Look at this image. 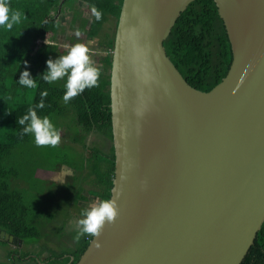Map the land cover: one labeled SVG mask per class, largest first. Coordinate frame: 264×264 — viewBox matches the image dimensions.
Listing matches in <instances>:
<instances>
[{
	"label": "water",
	"instance_id": "1",
	"mask_svg": "<svg viewBox=\"0 0 264 264\" xmlns=\"http://www.w3.org/2000/svg\"><path fill=\"white\" fill-rule=\"evenodd\" d=\"M194 1L122 2L110 70L119 215L76 264H242L262 228L264 0H213L232 62L209 92L164 47Z\"/></svg>",
	"mask_w": 264,
	"mask_h": 264
},
{
	"label": "trees",
	"instance_id": "2",
	"mask_svg": "<svg viewBox=\"0 0 264 264\" xmlns=\"http://www.w3.org/2000/svg\"><path fill=\"white\" fill-rule=\"evenodd\" d=\"M122 2L123 0H8L12 11L21 13V20L11 30L0 26V231L21 240L22 247L24 244L38 245L37 238L46 226V218H43L42 212L31 208L30 202L28 204L24 200L18 190L19 185L12 181L15 174L6 164L17 147L31 141L33 135H22L23 126L17 120L27 114L29 108H35L43 91L46 90L48 96L44 99L45 108L37 109L38 116H47L49 119L54 115L60 118L72 116L79 127L81 140L84 141L90 135L101 137L105 141L108 151L102 152L95 149V146L92 148L84 144L80 166L73 163L75 161L61 165L71 167L75 173L89 169L95 183L94 190L89 194L98 198L99 203L110 198L115 166L110 70ZM93 7L102 13L99 21L92 13ZM66 14H73V20L68 21L71 28L76 23L75 20H80L77 29L86 37L88 45L96 41L109 22L113 21L114 29L113 35H108L100 43L99 49L105 54L102 56L101 66L97 67L101 70L98 86L86 88L67 104L63 100L66 87L49 84L41 77L47 71L51 51L60 46L57 35L67 30V21L64 20ZM164 47L167 56L188 84L202 92H209L221 83L232 62L228 36L213 0L192 2L176 21ZM25 70L36 79L35 88H27L18 83ZM33 91L35 96L30 99ZM78 140H74V144H78ZM87 151H90L89 156H86ZM56 168L46 171H54ZM80 188L83 192V186ZM81 194L77 188L75 204L80 199L85 200L86 197ZM64 209L68 210L67 206ZM83 212L85 210L80 213ZM50 218L55 220L54 216ZM63 230L65 231V227ZM92 238L91 235L83 236L73 252H62L39 260L34 257L33 262L76 264ZM9 246L15 247L5 255L10 264H20L33 257L28 253L21 255L22 250L18 244L14 245L0 238V248ZM242 264H264V223Z\"/></svg>",
	"mask_w": 264,
	"mask_h": 264
},
{
	"label": "rangeland",
	"instance_id": "3",
	"mask_svg": "<svg viewBox=\"0 0 264 264\" xmlns=\"http://www.w3.org/2000/svg\"><path fill=\"white\" fill-rule=\"evenodd\" d=\"M82 10V9H81ZM64 20L67 21V30L62 31V34L57 35V41L60 46L53 48L49 55V59L56 60L60 56H64L68 53L70 48L77 43L85 44L90 52V58L95 67L101 66L102 56L105 54L99 49L101 47L100 43L105 40V38L113 35V21L105 25L104 31L99 35V37L92 44L88 45L87 39L84 35L81 38L76 36V29L80 25V20H75V24L72 25L73 28L69 27L68 23L73 20V14H66ZM80 22V23H78ZM74 26L76 29H74ZM77 37V39H76ZM75 38V41L73 39ZM48 70V68H47ZM67 77L53 82L55 85L66 87ZM35 92L33 91L30 95V99L34 98ZM54 126L60 131L61 142L57 147L43 146L38 147L35 143L34 135L31 141L24 145L17 147L12 153L11 157L7 161L8 168L15 174L14 179H12L15 184L19 185L21 194L24 200L30 205L34 210L42 212L43 218H46L44 223V229L41 232L40 237L37 238L38 245L35 244H24L21 247V255L24 253L31 254L33 257L24 260L20 264H35L33 262L34 257L39 259H44L50 255H58L62 252H73L78 244L74 239L77 231H69L65 229V223L71 217L67 209H71L73 214H80L81 207L75 204V190L78 188L81 193L85 191H91L95 188V183L93 177L91 178L89 174V169L87 171H81L79 173L73 172V176H66L63 180H66L64 184L58 183L57 180L53 178L55 176L49 173L40 172L45 170H51L56 168L62 163L73 162L80 166L81 156L84 152L83 145H89V147L95 146L94 148L102 152L108 151L105 141L101 137L90 136L84 141L78 133L79 127L75 123L72 116L60 118L56 115L52 116L50 119ZM78 140V144H74V140ZM92 142V143H91ZM94 142V143H93ZM87 156L90 155V151H87ZM62 169H70L71 167L67 165H61L59 169L56 170L57 174H60ZM40 178H37L38 176ZM43 178V179H41ZM50 179V181H46ZM84 183V184H82ZM84 188L82 192L81 188ZM76 188V189H75ZM98 202V201H97ZM74 203V204H73ZM39 209V210H38ZM54 216L55 220L50 217ZM53 221L50 224V221ZM55 225H54V224ZM61 225V226H60ZM62 227V229L60 228ZM76 227V226H75ZM72 227L71 229H75ZM61 229V231H60ZM35 245V246H34ZM14 246H9L7 248H0V263L10 264L6 258V253L9 250H14ZM39 255V256H38ZM40 262V261H39Z\"/></svg>",
	"mask_w": 264,
	"mask_h": 264
},
{
	"label": "clouds",
	"instance_id": "4",
	"mask_svg": "<svg viewBox=\"0 0 264 264\" xmlns=\"http://www.w3.org/2000/svg\"><path fill=\"white\" fill-rule=\"evenodd\" d=\"M92 13L99 21L102 13L96 7L92 8ZM21 20L19 11L13 12L8 0H0V26L11 30L14 24ZM81 32L76 31L79 37ZM89 48L83 43H77L70 48L68 53L60 56L56 60L47 61L48 70L41 75L43 80L49 84L67 77L66 93L63 97L67 104L71 99L84 92L86 88L98 86L101 70L94 66ZM18 83L27 88L36 87V79L31 76L28 70L21 73ZM40 102L35 108H29L28 113L22 118H18L17 123L23 126L22 135L32 134L38 147L51 146L57 147L61 142L60 131L54 126L49 117L41 118L37 114V109L45 108L44 99L48 96L45 90L41 94ZM70 169H62L54 180L62 181L64 177L70 176ZM83 217L77 222L78 231L74 239L79 242L85 235L99 237L106 224L115 223L119 215V205L115 199H105L99 204L93 205L90 209L82 213ZM96 247H101L100 242L96 241Z\"/></svg>",
	"mask_w": 264,
	"mask_h": 264
},
{
	"label": "crops",
	"instance_id": "5",
	"mask_svg": "<svg viewBox=\"0 0 264 264\" xmlns=\"http://www.w3.org/2000/svg\"><path fill=\"white\" fill-rule=\"evenodd\" d=\"M87 156V155H86ZM60 167H57L54 171H40V172H45V173H49L52 176H55V174L58 176L59 174H57L56 170L59 169ZM72 169V168H71ZM73 172L74 170L72 169V174L70 177L73 176ZM38 176V175H37ZM37 178H40L39 176ZM43 179V178H41ZM46 181H50V179H46ZM65 184L66 180H62V181H58V183L55 184ZM82 196L86 197L85 200H78V203H76L77 205H79L82 210H88L90 209L93 205L99 204V199L96 197H93L89 194V191H85L84 193L81 194ZM76 201V200H75ZM98 201V202H97ZM69 212H67L68 214H72L71 217L68 219V221L65 223V229L69 230V231H78V226H77V222L82 219V214H73L71 209H68ZM76 226V227H75ZM72 227H75V229H71Z\"/></svg>",
	"mask_w": 264,
	"mask_h": 264
}]
</instances>
